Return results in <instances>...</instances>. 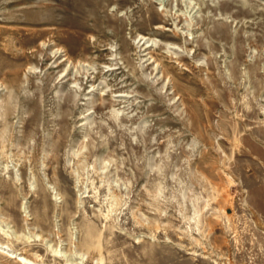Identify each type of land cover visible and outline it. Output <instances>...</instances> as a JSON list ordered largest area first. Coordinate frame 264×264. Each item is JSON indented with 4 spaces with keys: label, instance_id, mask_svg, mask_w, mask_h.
I'll list each match as a JSON object with an SVG mask.
<instances>
[{
    "label": "rangeland",
    "instance_id": "1",
    "mask_svg": "<svg viewBox=\"0 0 264 264\" xmlns=\"http://www.w3.org/2000/svg\"><path fill=\"white\" fill-rule=\"evenodd\" d=\"M20 256L264 264V0H0V264Z\"/></svg>",
    "mask_w": 264,
    "mask_h": 264
},
{
    "label": "bare ground",
    "instance_id": "2",
    "mask_svg": "<svg viewBox=\"0 0 264 264\" xmlns=\"http://www.w3.org/2000/svg\"><path fill=\"white\" fill-rule=\"evenodd\" d=\"M159 28H162L161 26ZM143 39H147L146 36H142L141 37V40L139 41V43L142 42ZM149 39V38H148ZM148 39L143 43L142 47L144 48L143 51L145 53V56L149 57L148 60H152L151 62L155 63H159V60L158 58L155 57L153 51H150L151 48L154 46V44H150L148 43ZM52 58V57H51ZM53 58L55 59L56 58V61L57 60H61V62L57 65V66H60L62 64H64L65 62H69L70 63H75L76 59L70 54L69 50L67 48H64V47H58L56 50H55V54L53 56ZM71 65V64H70ZM168 70V69H167ZM164 74L168 71H166V69L163 70ZM169 74V73H168ZM68 75L66 74L63 78L67 77ZM62 78V79H63ZM14 253V252H13ZM10 257H15L14 255H9ZM21 258L19 259V261H23L25 262L26 264H35L36 262H34L33 260H31L30 258H26L25 256L22 257L20 256ZM16 258V257H15Z\"/></svg>",
    "mask_w": 264,
    "mask_h": 264
}]
</instances>
